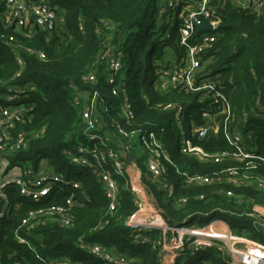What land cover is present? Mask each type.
<instances>
[{"label": "trees", "instance_id": "obj_1", "mask_svg": "<svg viewBox=\"0 0 264 264\" xmlns=\"http://www.w3.org/2000/svg\"><path fill=\"white\" fill-rule=\"evenodd\" d=\"M45 1L61 13V21L51 33L29 26L22 31L5 28L0 20V35L14 36L12 47L0 38V104L5 106L2 96L8 93V88L10 93L22 88L20 102L33 107L23 122L16 124L14 133L10 132L12 138L19 132L28 134L30 139L26 148L4 156L9 168L18 166L30 177L43 171L54 172L64 180L78 182L80 188L75 190L67 186L64 191L54 190L46 199L34 202L19 197L14 187H7L9 204L12 208L16 204L20 206L17 211L10 209L0 221V264H61L65 261L106 264L79 248L80 243L103 245L129 264H161V247L157 245L160 234L156 231L133 232L124 224L136 210L131 194L124 188L125 180H119L116 210L110 214L97 177L88 168L81 167L79 175H74L73 166L64 152L74 153L76 146L87 143L82 133V105H74V97L82 91L90 94L94 89L98 90L100 98L105 101V105L99 102L97 108L107 129L115 134V147H119L124 139L111 127L112 120L126 130L164 127L167 135L172 115L161 112L156 108L158 104L174 102L185 105L189 102L188 110L194 126L204 124L201 106L197 104L199 94L162 89L160 75L156 74L161 65L171 64L170 60L166 61L168 55L177 61L185 54L178 39V14L172 16V21L161 15L159 0ZM200 1L178 0L182 6ZM219 1L212 0L211 4L216 7L218 26L190 39L192 43L196 38L208 35L214 40L200 56L198 77L218 82L217 91L225 96L235 112L232 128L235 127L240 134V147L255 156L252 162L256 168L248 173L254 179L264 181V118L258 115L260 107L264 106V15L257 16L229 0L221 8L218 7ZM2 11L0 4V17ZM153 26L156 33L163 31V35L149 42L148 35ZM167 31L169 33L164 35ZM147 43L151 46L156 79L151 92L142 93L139 99H135V93L129 92V76L136 67L135 58L140 52L144 60L148 59L145 54ZM34 51H42L45 59L39 60ZM105 52L119 57L122 64L124 80L121 89L127 93L134 111L130 126L119 114L123 96L110 94L106 81L107 66L99 60ZM17 72L20 74L14 78ZM89 72L96 73L97 81L93 85L83 80ZM200 145L211 154L228 149L221 133L202 140ZM132 151L128 155L134 161L128 162H134L140 169L142 182L152 193L169 226L185 219L188 225L202 226L220 218L227 223L231 233L263 241L262 234L252 230L253 219L248 214L254 204L264 206V189L254 185L234 187L230 181L194 186L185 183L180 175L221 176V172L236 166V162L198 163L174 151L173 165L166 166L162 177L153 178L146 171L143 158H136ZM227 190L233 191L234 195L227 197ZM70 194L78 202L73 207L71 227L40 221L28 234L20 228L27 211L63 203ZM181 198H186V202L178 205ZM17 234L25 238V243L17 242ZM173 264H227V260L215 247L194 254L185 247Z\"/></svg>", "mask_w": 264, "mask_h": 264}, {"label": "built area", "instance_id": "obj_2", "mask_svg": "<svg viewBox=\"0 0 264 264\" xmlns=\"http://www.w3.org/2000/svg\"><path fill=\"white\" fill-rule=\"evenodd\" d=\"M159 1V13L161 15L170 19L173 18V12L178 14V39L180 46L185 49V54L177 61L172 60V55H168L166 61L170 60L171 64H163L156 71V74L160 75L161 88L199 94L197 95V104L201 106V117L205 122L202 125L194 126L188 110L191 106L189 102L185 105L174 102L158 104L156 108L161 112L171 113L172 117L169 122H173L177 130L176 139L170 134V127H168L169 130L166 135L164 127L126 130L120 125L114 124V120H112L111 127L115 129L120 138L124 139L119 147L127 154L132 149L135 150L139 147V156L143 158L146 171L153 178L162 177L166 172V166L173 165L172 153L176 151L183 156L196 160L198 163L209 161L220 163L224 160H232L237 163L236 166L221 172V176L180 173L187 184L200 186L230 181L234 187L254 185L264 189V181L254 179L248 173V170L256 168L252 162L255 156L245 152L240 147V134L235 127L232 128L236 119L233 107L225 96L217 91L218 82L198 77L200 56L214 40L208 35H202L192 43L190 39L193 38L196 24H209L211 30L218 26L219 21L215 18L216 7L211 5L212 0H201L196 4L183 6L179 5L178 0ZM229 1L234 2L237 6L248 8L251 13L257 16L264 15V0ZM225 3L226 0H220L218 7H224ZM0 4L3 7L0 20L5 28L11 27L22 31L29 26L51 33L61 21V13L50 7L45 0L31 3L26 0H0ZM0 38L5 41L6 45L12 47L14 36L1 34ZM27 52L32 51L27 49ZM34 54L39 60L45 59V54L42 51H34ZM99 60L107 66L106 81L111 96H123L119 114L123 117L125 124L130 126L134 119V111L127 93L121 89L124 73L119 57L105 52L99 57ZM17 61L21 65V60L18 59ZM19 74L20 72H17L14 78L18 77ZM83 80L85 83L95 84L97 81L96 73L89 72ZM10 91L11 89L8 88L9 94L2 96L5 106L0 104V221L10 209L17 211L20 206L16 204L12 208L9 204L10 201L6 195L7 187H14L19 197L34 202L42 201L52 191L63 190L67 186L75 190L80 188L78 182L64 180L54 172L43 171L30 177L29 173L25 174L22 168L18 166L9 168V163L4 155L24 150L30 139L28 134L24 132H19L12 138L10 132L14 133L16 124L23 122L24 116L29 115L33 110L32 106L27 107L23 102H20L19 94L23 93L22 88L14 89L12 93ZM99 102L101 105H105V101L100 98L99 91L95 89L90 94L82 91L74 97V105H82L80 112L84 122L82 133L87 143L76 146L74 153L66 151L64 155L68 158L69 164L88 168L97 177L102 185L104 197L108 201L110 214L116 210L119 198V180L124 179V188L131 194L136 206V210L128 216L124 224L133 232H158L160 237L157 245L161 247V255H168L172 261L179 257L180 252L185 247L190 250L191 254H194L212 247L221 250L225 243H229L230 249L226 253L227 264H264V206L254 204L248 214L253 219L252 230L262 234L263 241L232 235L227 223L220 218L212 219L198 228L189 227L187 219L174 226H169L152 193L142 182V173L138 166L134 162L126 161L122 150L114 146L115 134L110 132L107 129V124L103 122L104 117L97 108ZM244 115L246 116V114ZM258 115L264 118V106L260 107ZM220 133L228 145V149L211 154L200 145L202 140L210 136L213 138ZM225 193L227 197L234 195L231 190H227ZM185 202L186 198H181L178 205H183ZM77 204L73 194H70L63 203H54L29 210L22 219L20 228L28 234L40 221L69 228L73 225V207ZM217 227L225 228V233L219 234ZM252 234L255 236L253 232ZM15 237L18 243L22 244L26 241L18 234ZM79 248L86 250L92 257L106 264H129L125 258L114 254L103 245L80 243ZM17 264L22 263L18 262Z\"/></svg>", "mask_w": 264, "mask_h": 264}, {"label": "rangeland", "instance_id": "obj_3", "mask_svg": "<svg viewBox=\"0 0 264 264\" xmlns=\"http://www.w3.org/2000/svg\"><path fill=\"white\" fill-rule=\"evenodd\" d=\"M159 5H160V1H159ZM158 5V7H159ZM175 13L173 12L172 16H174ZM158 19H160V17H158ZM170 20L172 21L173 18H170ZM156 27L153 26L151 27L150 31H149V42H152L156 37H159L160 35L162 36L163 35V31L161 32H157L155 31ZM169 32H165L164 35H167ZM150 44L147 43L146 44V47H145V54L148 55V59L147 60H144V56H140L141 52L137 55V57L135 58V61H136V67L134 68L133 70V73L129 76V82H130V86L128 87L129 88V92L131 93H135L134 97L135 99H139L142 95V93H149L151 92V89H152V83L155 81V69H156V66L154 64V59L150 56ZM169 127H170V134L173 136V137H176L177 135V130L173 124V122H169L168 123ZM139 152H140V148L137 147V149L133 150L132 151V154L136 157V158H139ZM72 173L74 175H79L80 173V168L78 166H73L72 167ZM195 227V228H198L199 226H197L196 224H193V225H189V227ZM218 229V233H225V228H222L221 227H217ZM231 232V230H229ZM232 235H235L232 233ZM252 235V234H251ZM238 236V235H236ZM243 238H246V239H251L247 236H242ZM224 248H220L221 250H218L222 255L223 257L227 260V255L226 253L229 251L230 249V244L229 243H225L224 244ZM166 251V250H165ZM222 251V252H221ZM175 254H177V252H175ZM171 260V259H170ZM174 262V260H173ZM62 263H67V264H71L67 261L65 262H62Z\"/></svg>", "mask_w": 264, "mask_h": 264}, {"label": "water", "instance_id": "obj_4", "mask_svg": "<svg viewBox=\"0 0 264 264\" xmlns=\"http://www.w3.org/2000/svg\"><path fill=\"white\" fill-rule=\"evenodd\" d=\"M212 28L209 24H196L195 26V31L193 33V38L197 37L198 34L200 32H203V31H210ZM212 136H210L209 138H211ZM120 150H122V154H123V157L125 160L127 161H134L131 157H129V155L121 148L119 147Z\"/></svg>", "mask_w": 264, "mask_h": 264}, {"label": "crops", "instance_id": "obj_5", "mask_svg": "<svg viewBox=\"0 0 264 264\" xmlns=\"http://www.w3.org/2000/svg\"><path fill=\"white\" fill-rule=\"evenodd\" d=\"M160 262H161V264H173V260L171 261L170 257L166 254L161 255Z\"/></svg>", "mask_w": 264, "mask_h": 264}]
</instances>
